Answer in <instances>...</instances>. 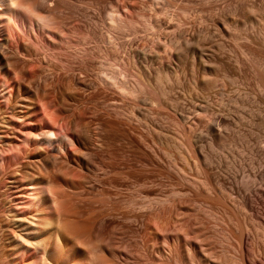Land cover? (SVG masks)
I'll list each match as a JSON object with an SVG mask.
<instances>
[{"label": "rangeland", "instance_id": "1", "mask_svg": "<svg viewBox=\"0 0 264 264\" xmlns=\"http://www.w3.org/2000/svg\"><path fill=\"white\" fill-rule=\"evenodd\" d=\"M27 1L0 0V264H264V0Z\"/></svg>", "mask_w": 264, "mask_h": 264}, {"label": "bare ground", "instance_id": "2", "mask_svg": "<svg viewBox=\"0 0 264 264\" xmlns=\"http://www.w3.org/2000/svg\"><path fill=\"white\" fill-rule=\"evenodd\" d=\"M27 1V0H26ZM25 2V1H24ZM32 2V1H31ZM14 4V3H13ZM32 3H29L28 1H27V6H24V3H23V7H26V9H28L37 19H39L40 21H43V22H45V15L43 16L42 14H39L38 12H32L33 10V4L31 5ZM20 5H22V4H20ZM22 7V8H23ZM23 9H25V8H23ZM36 9V8H35ZM27 11V10H26ZM29 11H28V13H29ZM30 14V13H29ZM33 15H31V16H33ZM37 21V20H36ZM246 261V260H245ZM242 263H243V261H242ZM246 264H251L249 261L248 262H246Z\"/></svg>", "mask_w": 264, "mask_h": 264}]
</instances>
